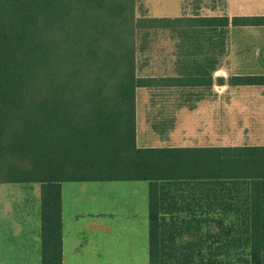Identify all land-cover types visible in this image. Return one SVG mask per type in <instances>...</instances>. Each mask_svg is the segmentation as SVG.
<instances>
[{
    "label": "trees",
    "instance_id": "obj_1",
    "mask_svg": "<svg viewBox=\"0 0 264 264\" xmlns=\"http://www.w3.org/2000/svg\"><path fill=\"white\" fill-rule=\"evenodd\" d=\"M258 25L138 17L136 0H0V183L41 186V264H62V183L140 181L148 264H264V145L139 147L135 123L137 90L163 81L138 75V40L170 31L211 85L228 27Z\"/></svg>",
    "mask_w": 264,
    "mask_h": 264
},
{
    "label": "crops",
    "instance_id": "obj_2",
    "mask_svg": "<svg viewBox=\"0 0 264 264\" xmlns=\"http://www.w3.org/2000/svg\"><path fill=\"white\" fill-rule=\"evenodd\" d=\"M235 4V7L233 6ZM219 12L204 17H228L245 14L242 4L236 0H224ZM214 9V8H213ZM200 16V15H198ZM264 17V10L258 14L246 15ZM258 27V59L261 67L264 66V25L242 26ZM227 29L225 39V55L218 70L211 68V85H208V60L206 73L203 70V56H189L180 50V40L174 39L176 52L172 55L161 56L160 75L144 77L158 78V87L141 88L142 93L138 99V118L142 126L139 147H215L231 146L225 144L226 131L231 120H244L247 125H253L258 134V141L251 140L246 145H264V85L258 86H229L227 79L242 76H264V69L258 67V73L253 68H244L236 55L245 54L248 45L241 47L229 39L234 28ZM184 43V42H183ZM207 48L209 42L201 41ZM182 45V44H181ZM208 56V55H206ZM245 63V62H243ZM257 64V63H256ZM258 64L259 61H258ZM252 65V64H251ZM239 68V69H238ZM140 68L137 67L139 73ZM201 78V79H200ZM216 78L223 81L220 90L216 87ZM201 80V84L199 83ZM204 80L206 83L204 84ZM137 90V91H138ZM137 94V93H136ZM246 109V110H243ZM136 111V103H135ZM254 111V113H253ZM258 111V112H257ZM258 113V115L255 114ZM183 119H190V130ZM189 122V121H187ZM136 123V113H135ZM217 130V131H216ZM228 132V131H227ZM137 134V133H136ZM222 141V142H220ZM237 146V145H236ZM115 182H67L61 184V222H62V264H65V243L69 234H65V214L69 222H78L80 219L91 218V226L95 225L92 207L81 209V202L88 199L100 202L102 185ZM120 183V182H118ZM138 185L132 188L134 196L143 204L142 211L133 208L134 235L142 237L148 235V189L147 182H123ZM0 264H41L40 262V196L41 186L37 183H0ZM119 193L118 188L116 189ZM94 203V202H92ZM69 223V227L72 224ZM69 231L70 228H69ZM78 230L75 232L77 233ZM80 233V232H78ZM74 251L82 247L79 240L72 241ZM97 255H100L98 252ZM128 264H148V245L140 241L127 256ZM74 263L77 262L74 259ZM90 261H95L91 259ZM98 261V259L96 260Z\"/></svg>",
    "mask_w": 264,
    "mask_h": 264
},
{
    "label": "rangeland",
    "instance_id": "obj_3",
    "mask_svg": "<svg viewBox=\"0 0 264 264\" xmlns=\"http://www.w3.org/2000/svg\"><path fill=\"white\" fill-rule=\"evenodd\" d=\"M242 4L246 15L258 14V10H264V0H236ZM224 4V0H136V15L139 17L145 15L147 17L160 18H177L182 16L207 15L219 12V8ZM235 7V4L233 5ZM214 8V9H213ZM174 37L168 30H158L151 32L143 41L138 40V45L143 46L141 52L136 53L137 67L140 68L138 75H160V57L172 55L176 52ZM229 39L233 40L235 45L246 47L245 54L236 55V61L241 62L244 68H253L258 73L261 67V60L258 59V27H242L234 28L229 34ZM238 59H240L238 61ZM258 61L260 64H258ZM245 62V63H243ZM257 63V64H256ZM252 64V65H251ZM239 69V68H238ZM264 69V66L261 67ZM260 70V71H262ZM228 80V79H227ZM219 88L222 85H216ZM141 90L136 94V142L141 143L140 134L142 132V124L138 118L139 110L138 102ZM246 110V109H243ZM258 112V111H257ZM255 112L256 115L258 113ZM254 113V111H253ZM186 124H190V119H183ZM231 120L230 126L226 131L225 144L231 146L243 145L251 140L258 141V134L253 125H247L248 121ZM189 121V122H187ZM264 130V127H263ZM217 131V130H216ZM222 142V141H220ZM104 189L97 194L101 201L96 202L88 199L81 202L80 207H92L94 212H99V216H94L95 225L91 226V218L84 217L78 222L70 223L68 214H65V234H69L65 243V264H128L127 256L133 251L140 241L144 246L147 245V237L140 234L134 235L132 229L134 227V211L144 210L142 202L140 203L137 196H134L132 188L138 185H131L123 182L105 183L102 185ZM118 192L117 193V189ZM2 190L0 186V191ZM94 202V203H92ZM88 210V208H86ZM69 223L72 227H69ZM69 228L71 231H69ZM78 230L80 233H75ZM71 240H79L82 244L81 248L74 251V245ZM98 252L100 255H97ZM95 261H90L91 259ZM74 259L77 260L74 263ZM98 259V261H96Z\"/></svg>",
    "mask_w": 264,
    "mask_h": 264
},
{
    "label": "water",
    "instance_id": "obj_4",
    "mask_svg": "<svg viewBox=\"0 0 264 264\" xmlns=\"http://www.w3.org/2000/svg\"><path fill=\"white\" fill-rule=\"evenodd\" d=\"M215 82H216L217 85H223V81H222L221 78H216Z\"/></svg>",
    "mask_w": 264,
    "mask_h": 264
}]
</instances>
